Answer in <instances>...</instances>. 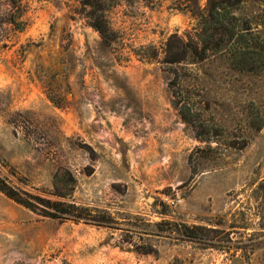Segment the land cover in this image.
<instances>
[{"label":"rangeland","instance_id":"rangeland-1","mask_svg":"<svg viewBox=\"0 0 264 264\" xmlns=\"http://www.w3.org/2000/svg\"><path fill=\"white\" fill-rule=\"evenodd\" d=\"M89 12L80 0H0V178L79 218L0 192V264H75L63 222L113 232L142 264H264V0L238 7L249 54L196 63L164 62L170 36L194 26L167 2L112 8L123 33L111 46ZM160 194L182 202L159 205ZM40 229L47 251L28 253Z\"/></svg>","mask_w":264,"mask_h":264},{"label":"trees","instance_id":"trees-1","mask_svg":"<svg viewBox=\"0 0 264 264\" xmlns=\"http://www.w3.org/2000/svg\"><path fill=\"white\" fill-rule=\"evenodd\" d=\"M84 7L90 9L88 19L89 24L100 36L101 44L111 46L122 39V29L113 27L109 17L112 8L120 4L128 7L141 3L144 7L153 9L167 2L168 8L188 15L193 21L194 26L187 35H171L174 38V47L177 49L176 56L171 59H164L167 63L179 64L187 57L191 58V63L202 62L209 55L218 53H227L228 55H239L241 53L249 54V51H242L241 45L242 30L240 27L238 7L243 2L250 0H80ZM227 40V42H226ZM228 42L230 44L228 45ZM245 46H250L245 43ZM147 47H152L148 45ZM151 57V56H149ZM0 192L5 194L14 202L36 212L42 216L59 218L60 220L71 219L78 221L77 216L67 217L68 210L59 208L58 204H64L59 201L54 204V209L38 208L30 198L29 193L22 191L28 198L22 197L20 191L10 185L5 179L0 178ZM63 196V195H59ZM42 200V199H38ZM48 203V202H47ZM55 203V202H54ZM72 208H78L75 204H70ZM197 228L184 226L183 233L189 238L194 237Z\"/></svg>","mask_w":264,"mask_h":264},{"label":"crops","instance_id":"crops-1","mask_svg":"<svg viewBox=\"0 0 264 264\" xmlns=\"http://www.w3.org/2000/svg\"><path fill=\"white\" fill-rule=\"evenodd\" d=\"M136 171L139 174V169ZM132 181L136 183L140 189H149L152 184L148 178H143L139 181L138 176L133 178ZM62 226H64V229L68 228L69 231L73 230V228L75 230L74 235L72 232H65L64 237H66V242L62 250L68 257L73 253L75 264H142L143 262L138 255H132V253L127 250L121 251L118 245L115 244L113 232L111 231H104V229H99V227L96 226H92L88 229L86 225L82 223L63 222ZM69 226L74 227L72 228ZM45 236H47V233L44 232V229L32 233L30 237L31 243L30 241L28 242L29 246H26V251L28 253L46 252L47 247L44 243ZM73 236L76 238L80 237L81 243H79L77 239L75 242H72L71 237ZM87 236L90 237L89 247L85 243H82L83 239ZM24 239L29 240L28 234Z\"/></svg>","mask_w":264,"mask_h":264},{"label":"built area","instance_id":"built-area-1","mask_svg":"<svg viewBox=\"0 0 264 264\" xmlns=\"http://www.w3.org/2000/svg\"><path fill=\"white\" fill-rule=\"evenodd\" d=\"M182 202V198L178 195L170 196L167 194H160L157 199V204L168 207H176Z\"/></svg>","mask_w":264,"mask_h":264}]
</instances>
